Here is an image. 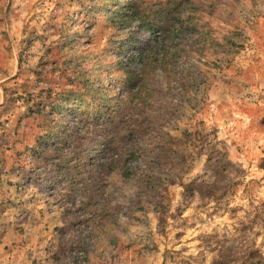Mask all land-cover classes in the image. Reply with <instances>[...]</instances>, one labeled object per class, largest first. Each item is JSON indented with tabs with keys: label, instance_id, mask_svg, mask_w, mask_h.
<instances>
[{
	"label": "rangeland",
	"instance_id": "rangeland-1",
	"mask_svg": "<svg viewBox=\"0 0 264 264\" xmlns=\"http://www.w3.org/2000/svg\"><path fill=\"white\" fill-rule=\"evenodd\" d=\"M127 1L0 0V264H264V0Z\"/></svg>",
	"mask_w": 264,
	"mask_h": 264
},
{
	"label": "trees",
	"instance_id": "trees-1",
	"mask_svg": "<svg viewBox=\"0 0 264 264\" xmlns=\"http://www.w3.org/2000/svg\"><path fill=\"white\" fill-rule=\"evenodd\" d=\"M138 8L139 7L137 4V0H128L125 4H122L119 6V11L118 10L112 11L110 15L113 16L114 14H120L121 23L123 24L122 26H125L127 24L129 11H131L129 15L130 17H133V16L136 17V15H138V18L141 20L142 24H147L149 27H151L153 25V22L145 21L146 20L145 16L142 15V13L138 11ZM159 12H161L159 14H163L162 18L164 19L165 25L169 24L170 22V19H169L170 13L175 16V13H173L175 11L171 3H166L165 6L161 7ZM111 20L114 22V19H111ZM164 30H166V28H164ZM68 94H69L68 95L69 97H75L74 104H77L78 102L82 101V99H80L81 98L80 95L82 93L78 92L76 89H68ZM72 104L73 102L70 99L69 101H66L60 104L58 108L61 109L63 106H71Z\"/></svg>",
	"mask_w": 264,
	"mask_h": 264
}]
</instances>
